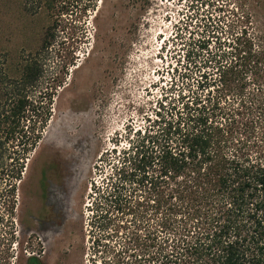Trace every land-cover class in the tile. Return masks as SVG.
<instances>
[{
    "label": "rangeland",
    "instance_id": "374dc122",
    "mask_svg": "<svg viewBox=\"0 0 264 264\" xmlns=\"http://www.w3.org/2000/svg\"><path fill=\"white\" fill-rule=\"evenodd\" d=\"M43 4L0 0V59L10 75L25 60L44 65L33 93L49 111L14 193L0 184V264H26L29 257L41 264H149L156 249L148 247V231L161 218L148 208L154 198L127 183L123 211L110 213L101 227L93 186L109 185L137 133L161 129L158 114L186 118L183 104L196 114L212 108L214 98L222 111L240 108L234 92L217 93L211 83L235 44L264 52V0H76L58 17L49 49L40 51L51 22ZM246 55L238 69L246 72L248 108L236 118L255 130L249 137L240 126L237 136L256 152L264 124L249 102L264 98V54L257 68ZM63 61L73 63L66 68Z\"/></svg>",
    "mask_w": 264,
    "mask_h": 264
},
{
    "label": "trees",
    "instance_id": "16d2710c",
    "mask_svg": "<svg viewBox=\"0 0 264 264\" xmlns=\"http://www.w3.org/2000/svg\"><path fill=\"white\" fill-rule=\"evenodd\" d=\"M41 2L51 19L40 43V51H46L58 17L76 0ZM261 52L251 50L250 54V47L245 52L235 44L229 64L217 66L211 83L216 92L232 91L239 97L240 108H248L243 94L246 72L238 69L240 58L251 55L248 65L257 68L263 61ZM72 63L63 61L66 68ZM43 66L36 59L25 60L10 75L6 61L0 59V184L4 183L9 193H14L21 180L48 120L49 111H43V103L33 93ZM217 99L212 108L202 106L196 114H189L187 103L183 104L186 118L181 112H170L169 118L158 114L161 129L155 134L145 130L143 136L136 132L139 138L122 152L109 185L93 186L98 200L94 220L100 224L110 213L123 211V192L129 182L144 186L154 198L148 208L161 218L156 228L148 231V247L156 249L149 251V264H264V137L262 148L252 152L253 145L237 135L242 126L244 133L253 136L255 127L237 120L240 108L228 104L222 111ZM195 100V104L202 102L198 97ZM261 101L249 102V106L259 113L258 123L263 125L264 98ZM218 118L223 123H216ZM3 220L0 216V223ZM26 264L41 262L29 257Z\"/></svg>",
    "mask_w": 264,
    "mask_h": 264
},
{
    "label": "flooded vegetation",
    "instance_id": "af4514ba",
    "mask_svg": "<svg viewBox=\"0 0 264 264\" xmlns=\"http://www.w3.org/2000/svg\"><path fill=\"white\" fill-rule=\"evenodd\" d=\"M39 185H41V184H39ZM41 207H42V205H41ZM54 218H55V221H57V222H58V219H59L60 217H59V215L56 213V215H55V217H54ZM50 219H51V217H50ZM55 223H56V222H55ZM56 227H57V226H56Z\"/></svg>",
    "mask_w": 264,
    "mask_h": 264
}]
</instances>
